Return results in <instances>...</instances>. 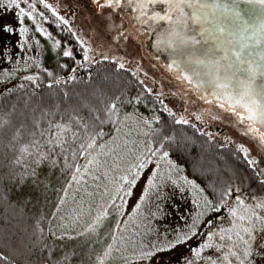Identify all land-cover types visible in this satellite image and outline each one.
Listing matches in <instances>:
<instances>
[{"label":"trees","instance_id":"trees-1","mask_svg":"<svg viewBox=\"0 0 264 264\" xmlns=\"http://www.w3.org/2000/svg\"><path fill=\"white\" fill-rule=\"evenodd\" d=\"M36 8L39 14L43 13V17L39 16L42 25L51 33L50 41L59 40L60 46L55 47L54 68L43 64L29 69L32 73L10 82L0 91V121L9 122L4 129V145L0 146V253L8 260L0 261V264H97V257L101 250L103 252L102 242L111 239L114 233L126 192L123 190L109 204L101 222L88 229L73 227L71 223L63 225L65 219L60 216L62 209L59 208L69 180L87 149H81L80 145L89 142L88 133L96 138L108 134L106 125L110 121L100 124L91 118L90 110L103 109L117 96L120 97L117 102L120 111L135 108L145 114L152 112L160 118L159 123L154 121L152 129H160L161 137L168 135L173 140L164 142V148L152 158L168 151L171 161L183 170L186 177L204 188V194L214 203L219 196L213 189L219 192L226 187L236 190L235 196H240L246 204L254 206L264 201V177L255 163H248V156L245 157L238 147L219 140L211 129L197 126V131L190 124L174 123L178 118L176 112L171 110L175 116H169L164 110V105L168 107L166 99L156 92H149L150 87L140 76L127 66L120 69L121 63L111 57H93L91 62L84 61L77 34L69 24L57 19L59 15L53 16L52 10L41 4ZM66 49L72 50L74 59L62 55ZM76 60L82 66L77 65ZM73 68L77 70L73 72ZM47 72H52V76ZM26 76L37 77L36 83L25 80ZM71 76L75 79H69ZM57 79L61 83L56 84ZM49 84H52L51 88ZM68 114L80 118L81 124L70 122ZM96 114L104 118L102 112ZM49 122L69 126L70 130L62 134V144L48 145L46 140L52 137L47 132L44 137L39 136L40 130L49 129ZM83 124L88 125L87 130ZM17 128H21V139L16 148L37 139L44 157L27 156L21 164L14 163L19 152L9 149L7 143L11 132ZM31 132H37L36 137L30 136ZM101 132L103 135H98ZM161 137L150 133L148 138L153 149L159 147ZM37 159L38 164L35 163ZM236 203L233 196L228 197V204L235 207ZM256 211L264 215V209ZM231 220L228 206H222L221 212L214 213L209 220L211 223L208 221L194 240L173 252V259L166 256L168 259L161 261L164 264H185L187 258L194 260L195 264H206V259L195 260L190 249L206 242L222 243L218 235L208 241L207 234L231 228ZM242 223L250 227L248 221ZM253 224L251 236L241 232L248 244L239 242L236 251L244 259V264H264V225L255 218ZM93 229L96 231L90 233ZM233 239H236L234 235ZM245 249L249 251L247 257L243 256ZM222 255L223 250L217 252L214 247L201 252L203 258L212 256L218 259V264ZM231 259L233 264H239L235 257Z\"/></svg>","mask_w":264,"mask_h":264},{"label":"rangeland","instance_id":"rangeland-1","mask_svg":"<svg viewBox=\"0 0 264 264\" xmlns=\"http://www.w3.org/2000/svg\"><path fill=\"white\" fill-rule=\"evenodd\" d=\"M2 2L7 3L8 0ZM45 3L51 5V10H55L57 15L67 21L77 34L79 42L82 41L89 50L90 59L111 57L130 68L153 92L166 99L168 107L176 112L178 118L183 116L201 128L211 129L213 136L221 141L238 148L240 145L247 148L248 158L255 162L258 172L264 177V144L252 134H245L246 124H241L233 113L224 111L215 102L208 104L199 99L190 86L185 87L186 83L168 72L164 65L158 64V59L143 52L141 36L128 28V12L121 8L113 10L98 7L96 0H45ZM21 6L28 10L23 0ZM34 15L42 25L37 8ZM5 24L19 27L11 8L0 14V91L10 82L32 73L29 69H35L37 64L39 67L46 64L47 67L54 68L57 59L54 42L37 33L30 20L25 19L24 26L29 31L24 37L27 43L23 50L19 46V33L3 32ZM42 27L49 32L46 26ZM37 40L40 41L39 44L36 43ZM196 115H200L201 119L197 120ZM155 117L152 112L145 114L135 108L119 110L115 122L110 121L106 125L108 134L97 137L94 146L84 151L77 166L80 171L75 169L66 187L63 204L59 208L62 209L60 216L65 219L63 225L71 223L73 227L83 229L101 222L109 204L123 190L126 192L114 233L111 239L106 238V242H102L103 252L109 245L112 246L111 256L106 259L105 264H164L161 260H167L175 250L194 240L214 215V212L208 211L203 216H198L201 208L193 201L199 194H194L180 179L185 174L177 164L173 162L176 169L170 168L167 163V160H171L169 157L167 160L160 159L159 154L152 158V163L141 170L135 186H130L121 179L123 176L132 178L135 170L131 166L137 163L136 156L147 152L151 132L143 121H152L153 127ZM145 132H149V135H144ZM129 148L132 149L131 152L128 151ZM90 160L93 163L89 164ZM157 163L159 168L156 167ZM154 171L165 177L171 174L177 184L170 181L161 183L157 177L158 187L146 191L147 180ZM74 175L77 178L75 180L72 178ZM181 187L183 191L180 190ZM129 188L131 195L127 194ZM200 203H203L202 198ZM194 218L198 219L195 225L197 234L185 244L156 252L151 259L143 255L155 251L153 245L164 247L166 241L172 239L177 231H189ZM103 252L101 250L100 255Z\"/></svg>","mask_w":264,"mask_h":264},{"label":"snow or ice","instance_id":"snow-or-ice-1","mask_svg":"<svg viewBox=\"0 0 264 264\" xmlns=\"http://www.w3.org/2000/svg\"><path fill=\"white\" fill-rule=\"evenodd\" d=\"M23 3L27 5L28 10L21 6V0H8L7 3L0 0V14L6 13L10 8L13 9L19 25L18 28H14L12 25L5 24L2 30L9 34L18 32L21 37L19 46L22 50L27 43L24 37L29 31L24 26L25 19L30 20L35 25V31L41 36L52 39L51 33L42 27L34 15L37 4L43 5L46 9H51V5L46 4L45 0H23ZM96 3L98 7H108L113 10L126 6L132 12L138 13L135 19L141 24L148 25L149 29L156 34L154 46L158 50H166L170 53L171 63L167 65L169 71H173L176 78L181 82L192 86L193 90L198 93L199 99L205 103L211 104L215 101L218 107L233 113L241 124H246L245 134H252L259 139L261 144H264V0H230V2L228 0H96ZM241 5L246 7H241ZM150 6L152 7L150 8ZM155 6L163 7L158 11L155 10ZM39 15L43 17V13ZM52 15H57L55 10H52ZM57 19L67 23L63 17L57 16ZM36 43L39 44L40 41L37 40ZM59 46L60 41H55L53 47ZM80 46L83 49V60L91 62L89 50L84 47L82 41ZM62 55L74 59L71 49L63 50ZM75 63L82 66L79 60H76ZM62 67L64 66L62 65ZM124 67V64H119L120 69ZM76 70V68L72 69L73 72ZM47 74L52 76V72H47ZM24 79L36 83L37 77L26 76ZM69 79L74 80L75 77L71 76ZM55 83L59 84L61 80L57 79ZM140 83L143 84V81ZM20 87H24V85H20ZM48 87L51 88L52 84H49ZM147 90L152 91L151 89ZM65 95L67 94L65 93ZM119 100L120 97L117 96L113 101L105 104L103 109H91V118L99 121L100 124L109 121L115 122L119 112L117 104ZM160 103L163 104V101ZM164 110L168 112L169 116H175L167 105H164ZM73 111L76 110L73 109ZM100 112L104 118L96 114ZM68 119L77 125L81 124L80 118L71 114H68ZM159 119V117H155L157 123H159ZM196 119L200 120L201 116L196 115ZM8 123V121H0V146L4 145V129ZM143 123L148 126L152 135L161 137L160 129H152V121L144 119ZM174 123L190 124L192 128L199 131L196 124L190 123L183 116L175 118ZM34 126L39 127L35 122ZM23 127L21 125V128ZM82 127L87 130L88 125L83 124ZM21 128L11 132L7 143L9 149L19 152L14 160L17 165L21 164L27 156L39 155L44 157V153L40 151L42 145L37 139H32L30 144L16 148L21 139ZM69 130L67 124L49 122V129L40 130L39 136L44 137L47 132L52 138L47 139L46 143L53 145L55 142L56 145H60L64 142L61 139L62 134ZM29 135L36 137L37 132H31ZM98 135H103V133H98ZM144 135H149V132H145ZM87 138L89 142L86 145L81 144V149L94 146L96 137L88 133ZM172 140L173 137L163 135L159 147L156 149H153L151 142H149L147 152H141L137 155V163L131 166L135 170L132 172V178L123 176L121 179L128 185L135 186L140 178L141 170L152 163V157L164 148V142H171ZM30 149H34V151ZM239 150L247 157V148L240 145ZM128 151L131 152L132 149L129 148ZM149 153L150 155H148ZM168 156V151H163L160 159L167 160ZM39 162V159L35 160V163L38 164ZM91 163L93 160L89 161V164ZM167 163L171 169L177 168L171 160H167ZM248 163L251 165L255 162L249 159ZM156 167L159 168V163L156 164ZM76 171L79 172V168ZM85 171H87V166ZM157 177L161 183L170 181L174 185L177 184V181L172 179L171 174L165 177L154 171L147 180L146 191L158 187ZM72 178L73 180L77 179L75 175ZM180 179L192 189L194 194H199L197 199L193 201L198 208H201L198 216H203L208 211L220 213L222 206H228L232 217L231 228H222L219 233L207 234L208 241H211L213 236L218 235L222 243L206 242L190 249L195 260L206 259V264H218V259L212 256L201 257V252L204 249L214 247L217 252L223 250V255L219 257V264H233L232 257H235L239 264H244V259L236 251L239 242L248 244L241 232L251 236L252 228L255 227L253 218L264 225V215L256 211V209H264V201L258 202L254 206L246 204L240 196H235L236 190L226 187L219 192L213 189V192L219 196V199L214 203L212 199L204 195L205 189L201 188L195 181L186 176L180 177ZM180 190L183 191V187ZM127 194L131 195V188ZM230 196H233L237 202L235 207L228 204V197ZM201 198L202 204L200 203ZM243 221H248L250 227H245ZM197 222L198 219L194 218L193 224L189 226V231H177L172 239L166 241L164 247L153 245L155 251H149L143 255L151 259L156 255V252L170 250L185 244L197 234L195 230ZM233 235L236 237L235 240ZM111 253L112 246L109 245L103 254L97 257V264H105ZM248 255L249 251L245 249L243 256L247 257ZM7 260L8 257L0 253V261ZM185 264H195V261L186 258Z\"/></svg>","mask_w":264,"mask_h":264},{"label":"water","instance_id":"water-1","mask_svg":"<svg viewBox=\"0 0 264 264\" xmlns=\"http://www.w3.org/2000/svg\"><path fill=\"white\" fill-rule=\"evenodd\" d=\"M228 2H230V0H228ZM151 7L152 6H150V8ZM162 7L163 6H155V10L159 11V10H161ZM241 7H246V6L245 5H241ZM121 10H124V11L129 13L128 28H130L132 31H134L139 36H141L143 52H147L150 55H152L154 58L158 59V64L164 65L168 72H170L173 75H175V73L173 71H169V69L167 67V65L171 63L170 53L168 51H166V50H158L154 46V44H155V35L156 34L149 29L148 25L141 24L140 22H138L135 19L136 15H138V13L132 12L126 6H122ZM186 86H189V85L185 84V87ZM190 88L193 89L192 86H190ZM194 92L198 95V93L196 91H194ZM213 102H215V101H213Z\"/></svg>","mask_w":264,"mask_h":264}]
</instances>
